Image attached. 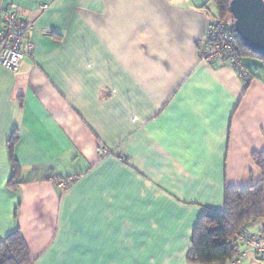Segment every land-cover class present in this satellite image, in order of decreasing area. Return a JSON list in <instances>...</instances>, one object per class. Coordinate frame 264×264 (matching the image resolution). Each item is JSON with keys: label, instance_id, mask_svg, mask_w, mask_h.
Masks as SVG:
<instances>
[{"label": "crops", "instance_id": "obj_1", "mask_svg": "<svg viewBox=\"0 0 264 264\" xmlns=\"http://www.w3.org/2000/svg\"><path fill=\"white\" fill-rule=\"evenodd\" d=\"M2 2L34 51L0 65V242L20 230L31 264H192L204 211L262 178L264 60L244 57L248 84L201 62L214 0Z\"/></svg>", "mask_w": 264, "mask_h": 264}, {"label": "trees", "instance_id": "obj_2", "mask_svg": "<svg viewBox=\"0 0 264 264\" xmlns=\"http://www.w3.org/2000/svg\"><path fill=\"white\" fill-rule=\"evenodd\" d=\"M230 1L214 0V5L218 12L217 17L231 22L234 28L229 8ZM238 43L244 56L263 59L249 51L239 37ZM16 140L17 138H14L10 146L13 166L11 183H18L20 175L19 164L13 156V144ZM253 160L261 169L262 178L246 187H227L225 209L217 211L208 208L204 211L192 235V247L188 253L189 263L223 264L238 257L242 247L232 239V236L243 226L261 224L263 228L262 230L260 228L258 233L264 234V151L253 153ZM31 263L30 250L20 230H16L0 242V264Z\"/></svg>", "mask_w": 264, "mask_h": 264}, {"label": "built area", "instance_id": "obj_3", "mask_svg": "<svg viewBox=\"0 0 264 264\" xmlns=\"http://www.w3.org/2000/svg\"><path fill=\"white\" fill-rule=\"evenodd\" d=\"M34 24H24L19 19L16 5L5 7L0 0V65L13 72H18L23 60L33 55L34 42L28 33ZM244 53L238 43V35L231 22L215 17L209 24L205 35V43L201 48V62L213 64L222 60L232 65L244 82L248 84L252 76L244 65ZM56 180L57 177L53 176ZM63 184V183H61ZM232 239L241 247L254 251L264 258V234L251 231L248 227L239 228ZM246 253L231 260V264H241Z\"/></svg>", "mask_w": 264, "mask_h": 264}, {"label": "water", "instance_id": "obj_4", "mask_svg": "<svg viewBox=\"0 0 264 264\" xmlns=\"http://www.w3.org/2000/svg\"><path fill=\"white\" fill-rule=\"evenodd\" d=\"M229 8L242 44L264 59V0H231Z\"/></svg>", "mask_w": 264, "mask_h": 264}, {"label": "rangeland", "instance_id": "obj_5", "mask_svg": "<svg viewBox=\"0 0 264 264\" xmlns=\"http://www.w3.org/2000/svg\"><path fill=\"white\" fill-rule=\"evenodd\" d=\"M251 230H255V228L254 229H252L253 227H249ZM260 228H261V230H262V228H263V226H260Z\"/></svg>", "mask_w": 264, "mask_h": 264}]
</instances>
